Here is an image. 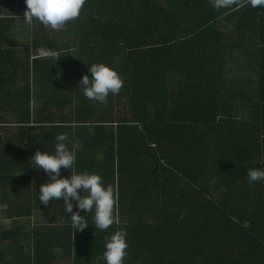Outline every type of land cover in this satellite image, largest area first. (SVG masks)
<instances>
[{"label":"trees","instance_id":"16d2710c","mask_svg":"<svg viewBox=\"0 0 264 264\" xmlns=\"http://www.w3.org/2000/svg\"><path fill=\"white\" fill-rule=\"evenodd\" d=\"M0 4L20 12H0V264H106L116 230L124 264H264V180L247 179L264 169V7L86 0L53 30L25 21V0ZM22 29L25 47L12 40ZM101 61L124 80L104 103L78 86ZM59 133L79 145L74 170L118 193L106 231L81 211L89 223L75 233L63 198L39 201L49 175L29 159Z\"/></svg>","mask_w":264,"mask_h":264},{"label":"clouds","instance_id":"9594fccd","mask_svg":"<svg viewBox=\"0 0 264 264\" xmlns=\"http://www.w3.org/2000/svg\"><path fill=\"white\" fill-rule=\"evenodd\" d=\"M217 10L228 8L236 0H210ZM25 21H38L45 27L53 30L62 28L67 22L78 18L86 0H25ZM251 7H264V0H249ZM42 57H56L57 53L51 50H42ZM91 76L85 74L79 81L83 95L92 101L104 103L109 94L117 95L124 86V80L113 64L108 62H95L88 65ZM54 150H37L30 163L37 169H43L49 175L46 183L40 185L39 201L47 206L50 201L63 198L64 211L71 213L70 220L76 232L83 231L88 226V221L80 214L93 212L92 221L95 230H108L114 223H119L115 214L118 204V193L114 186L106 185L102 176L96 172L84 170L77 172L73 165L76 161L78 144L71 147L66 143V133H59L55 137ZM61 168L70 169V176H61ZM247 179L251 182L264 180V169L250 168ZM83 190V195L81 194ZM75 207L77 211H73ZM128 241L124 230H116L106 238L103 258L106 264H124L127 256Z\"/></svg>","mask_w":264,"mask_h":264},{"label":"rangeland","instance_id":"374dc122","mask_svg":"<svg viewBox=\"0 0 264 264\" xmlns=\"http://www.w3.org/2000/svg\"><path fill=\"white\" fill-rule=\"evenodd\" d=\"M0 12L3 15H5V14L9 15V13H16V14L20 13L18 11L17 7H14L11 5L7 6V5H3V4H0ZM20 22L21 21L19 20V23ZM27 31H28V29H22V30L16 31L17 34H16V36H14L15 38L13 37L12 40H14V41L19 40V45L22 47H25L27 44L30 43V40H29L30 38L27 37V33H28ZM29 161H30V159H29ZM33 169H37V168L33 167ZM1 210H2V206H0V224L2 226L10 224V222L8 223L7 220L5 219L4 214L2 215ZM41 221H42V218H35L33 220V223L35 224V223H38ZM17 225L19 227H23V220L19 221V223Z\"/></svg>","mask_w":264,"mask_h":264},{"label":"crops","instance_id":"0c3cea01","mask_svg":"<svg viewBox=\"0 0 264 264\" xmlns=\"http://www.w3.org/2000/svg\"><path fill=\"white\" fill-rule=\"evenodd\" d=\"M248 69H250V68H245V67H243V68H238V71H239V73L246 74V71H247Z\"/></svg>","mask_w":264,"mask_h":264}]
</instances>
